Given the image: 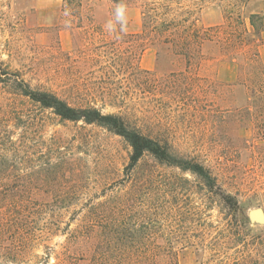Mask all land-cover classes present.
Wrapping results in <instances>:
<instances>
[{"label":"rangeland","instance_id":"1","mask_svg":"<svg viewBox=\"0 0 264 264\" xmlns=\"http://www.w3.org/2000/svg\"><path fill=\"white\" fill-rule=\"evenodd\" d=\"M149 2L189 10L203 26L224 23L230 9L247 24L251 13H264V0H87L91 20L81 24L63 0H0V166L7 168L0 182L8 185L0 221L18 223L0 228V264H92L111 213L151 223L135 244L162 247L159 262L170 260L164 251L172 247L178 264H264V102H249L233 85L244 57H227L213 42L197 70V81L211 86L191 87L196 100L165 93L176 67L156 47L128 63L133 37L116 39L105 25L123 4L127 33L141 32ZM260 57L264 64V45ZM17 75L72 105L125 114L169 139L178 156L203 163L216 185L149 153L131 168L123 136L41 107L16 92Z\"/></svg>","mask_w":264,"mask_h":264},{"label":"trees","instance_id":"2","mask_svg":"<svg viewBox=\"0 0 264 264\" xmlns=\"http://www.w3.org/2000/svg\"><path fill=\"white\" fill-rule=\"evenodd\" d=\"M86 1L63 0V11L70 17L78 18L82 24L86 17L91 20L89 14L84 12ZM112 1L123 3L128 0ZM142 6L141 32L121 34V36L133 37V51L126 61L129 63L130 58L141 57L148 46L156 47L159 58H169L176 67L165 77L167 86L164 89L165 93L171 94L173 99L177 96H182V99L192 96L196 100V94H191L193 89L199 87L208 89L211 86H205L197 81L200 80L197 70L204 59L205 43L213 42L227 57L233 58L239 55L244 57L243 70L233 85L246 89L249 102L256 104L264 102V64L260 57V48L264 45V13H251L247 24L242 18L241 11L230 9L225 14L224 23L203 26L199 25L195 19H191L189 10L175 9L169 4L156 2L145 3ZM140 71L150 72L144 69ZM13 82L16 92L29 97L43 108L52 109L62 119L83 120L89 124H99L123 136L132 147L131 168H134L146 153H149L160 163L176 165L182 170L196 174L209 188L216 185V177L203 163L178 156L172 150L169 139L153 135L139 125L132 124L125 114L105 113L101 108L91 104L72 105L52 91L32 89L19 75L14 78ZM191 87L192 90H190ZM257 126L260 127V125ZM259 129L264 131V127ZM5 159L3 158V163ZM5 167V165L0 166V173L7 169ZM7 189L8 185L1 181L0 215L5 213L2 207L6 197L2 194ZM222 198L227 206L231 207L236 204L231 196ZM128 215L117 216L111 213L103 219V249L95 250L92 264H178L172 247L164 251L170 256V260L163 259L159 262L157 258L162 247L136 245V242L147 238L151 223L149 221L138 222L130 213ZM239 220L243 223L242 219ZM239 220L236 221L237 225H239ZM15 226H18L16 220L6 221L3 218V221H0V228L3 230L6 227L15 228ZM166 254L162 253L163 258Z\"/></svg>","mask_w":264,"mask_h":264},{"label":"clouds","instance_id":"3","mask_svg":"<svg viewBox=\"0 0 264 264\" xmlns=\"http://www.w3.org/2000/svg\"><path fill=\"white\" fill-rule=\"evenodd\" d=\"M67 15V13H65ZM128 10L123 4H117L113 10L112 18L105 25V30L109 34H116V39H121L120 34H126L128 31Z\"/></svg>","mask_w":264,"mask_h":264},{"label":"water","instance_id":"4","mask_svg":"<svg viewBox=\"0 0 264 264\" xmlns=\"http://www.w3.org/2000/svg\"><path fill=\"white\" fill-rule=\"evenodd\" d=\"M261 216H262V213L260 212Z\"/></svg>","mask_w":264,"mask_h":264}]
</instances>
